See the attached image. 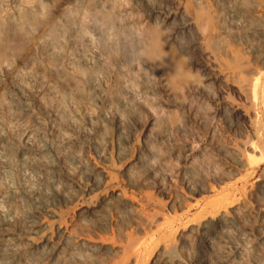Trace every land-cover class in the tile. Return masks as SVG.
<instances>
[{"label": "bare ground", "instance_id": "1", "mask_svg": "<svg viewBox=\"0 0 264 264\" xmlns=\"http://www.w3.org/2000/svg\"><path fill=\"white\" fill-rule=\"evenodd\" d=\"M119 1L0 0V38L5 19L9 17L15 21L20 15L21 5L26 10L30 25H34L36 15H46L47 4H53L59 10L58 7L67 3L76 10L71 20L59 14L53 24L39 28L40 40L44 44L42 57L51 63L47 68L23 56L17 59L21 68L15 73L8 72L15 59V52L11 49L12 36L17 31L15 23L9 25L10 36L1 41L0 72L7 74L9 83L0 81L3 93L0 101V264L94 261L97 250L104 247L105 242L102 241L103 235L101 240L87 230L91 227L102 231L107 229L110 221L108 212H115L123 218L128 215L137 230L145 231V235L127 242L132 241L125 251L124 264H184L168 252L175 246L180 247L185 264H197L185 230L195 234L198 245L204 243L211 247L218 242L222 264H248V258L254 264H260L255 256L248 254L244 236L248 226L242 223L238 211L245 186L230 182L206 203H200L195 198V202H190L188 206L198 205L199 209L189 218L178 210L173 213L148 212L133 199L126 198L130 206L126 210L113 203L116 195H124V188L109 186V163L117 166L130 184H133V170L145 169L154 177L162 194L170 193L174 182L171 165L160 157L149 136L165 145H169L171 136L168 130L156 133L147 124L143 125L138 108H147V100L154 92L152 74L147 68L149 65L159 69L160 79L168 92L177 93L180 89L175 49L166 48L160 23H172V33L177 34L190 35L196 28L195 21L178 9L177 0H131L132 6H139L151 22L142 34L132 25L134 19L130 7L119 5ZM222 3L221 11H217L222 32L246 41L255 39L262 22L249 21L239 0H222ZM111 14L113 17L110 18ZM198 41L197 37L193 41L198 61L207 69L210 79L221 83L217 91L208 90V96L225 103L227 88L235 86L238 95L251 105L252 109L244 113L238 111L237 106H232L236 123L248 124L258 138L257 141L246 139L242 143L243 150L233 149L242 157L248 156V175L253 169L251 164H255L252 162L256 159L255 150L263 145L264 71L249 70L251 77L246 84L237 85L231 80L223 85L221 77L228 75L221 72L215 51ZM66 43L68 49L61 55V48ZM252 46L259 54L264 51V42L253 43ZM64 66L71 72L70 75L63 71ZM26 76H35L37 87H41L39 83L44 84L48 77L53 81L50 92L60 105L69 110L67 123L84 137V142L85 136L91 135L94 155L79 153L78 140L67 136L63 122L48 128L44 125L34 111L37 91ZM112 79L117 83L111 91L108 83ZM57 111L51 109L50 114L57 118ZM95 119L100 124L96 125ZM104 123L112 124L117 136L114 145L101 135L103 126L99 128V125ZM140 127L143 128L142 134L138 132ZM133 144H136V149L130 153L129 146ZM248 148L256 154L253 156V152L251 155ZM189 150L184 148L185 156L189 155ZM128 157L131 159L128 160ZM116 160L122 164L117 165ZM247 175L244 174V177ZM182 184L193 194L206 189L205 181L189 167L184 168ZM189 193L184 195L192 198ZM83 194L96 195L97 204L87 203ZM75 200L78 206L72 211L81 213L77 225L68 217L62 219V206ZM171 202L174 203L175 199ZM260 238L264 240V231L260 232ZM109 251L112 250L109 248Z\"/></svg>", "mask_w": 264, "mask_h": 264}, {"label": "rangeland", "instance_id": "2", "mask_svg": "<svg viewBox=\"0 0 264 264\" xmlns=\"http://www.w3.org/2000/svg\"><path fill=\"white\" fill-rule=\"evenodd\" d=\"M220 1L177 0L178 9L182 10L186 17H190V19L195 21L196 28H194L193 33L190 35L172 33V23L161 22L159 25L166 48L175 49V59L179 63L180 89L177 93H171L166 90L165 83L160 79L159 69L155 65L147 66L152 74L154 92L151 93L147 100L148 107L138 108V113L143 125L147 124L156 133L168 130L171 136L169 145H165L164 142L157 140L152 135L149 136L150 142L158 150L160 157L165 158L171 165L174 182L172 183L173 186L170 193L162 194L160 189L156 187L154 177L149 175L145 169H141L142 171L140 168L134 169L131 175L133 184H130L127 176L123 175V172L112 163H109L108 167L110 170L109 186L124 188V195H116V198L114 197L113 199V203L118 204V208L122 207L126 210L130 207L127 204V200L133 199L137 205L148 212L154 213L156 210V212L173 213L178 210L179 212H184L186 218L191 217L199 209L198 205L188 206L190 202H195V198H198L200 203H206L215 198L218 195V191L222 190L230 182L234 185L245 186L246 191L242 194L238 207L242 223L244 222L243 224L248 226V230L244 234V236L246 235L245 242L248 247V254L253 257L255 256L260 264H264V240L260 238V232L264 231V184H262L264 183V136L261 139L263 145L259 146V150H255L257 154L254 150L251 151L252 149L248 148L250 154H253V152V156L256 154L254 158L256 157L257 160L251 158L255 164H251L253 169L247 175L246 173L250 164L248 156L242 157L237 150L233 149L241 148L243 150L244 146L242 143L246 139L253 138L257 141L258 138L254 136L247 126L248 124L242 125L236 123L232 106H237L239 108L237 110H241L244 113L252 109L251 105L244 97L242 98L238 95L235 86L232 89L227 88L228 98L225 100V103H219L208 96V90L211 92L217 91L221 83L210 79V76L208 77V71L198 61V54L193 45V41L197 37L200 44L202 42L204 46L211 47L215 51V59L221 72L228 75L221 77L223 78V80L221 79L223 85H225L226 81L231 82V80L237 85L246 84L251 77V70L261 69L264 71V51H261L259 54L252 46L253 43L264 42V0H239L244 5L248 20L262 22L261 31H258L259 34H256V38H251V40L249 38L247 41L233 37L227 32H222L217 18V11H221L223 6L222 0ZM118 3L119 5L122 4L130 7L134 19L132 25H134L135 29L144 33L147 27H150L151 22L147 20L139 6H132L131 0H120ZM66 4L58 7L59 10H57L55 5L47 4L46 15H36L34 25H30L27 21L28 17L25 14L26 10L23 5L19 6L20 15L15 18V21L9 17L5 19L2 25L3 35L0 38V46L2 45V39L10 36L9 25L15 23L17 29L15 35L12 36L11 43V49L15 52V59L12 60L14 64L9 67L8 72L15 73L21 68V63H17V59L23 56L36 60L44 68L51 65L45 57H42L41 49L44 47V44L40 40L38 30L41 27L46 28L53 24L54 18L59 14L71 20L76 14V10L74 6ZM119 5L117 4V6ZM111 15L110 18L113 17V14ZM67 49L68 44L66 43L62 46L60 54L62 55ZM6 50L8 51L9 49ZM61 55L59 56V61ZM63 71H66L69 75L71 74L65 66L63 67ZM26 80L37 91V103L35 104L34 111L35 114L42 118L44 125L48 128L60 121L63 122L62 125H64L63 127L67 132V136L78 140L79 153L82 155H94L91 148V135L85 136V144L83 141L84 137H81L67 123L70 112L67 108L60 105L56 97L50 92V85L53 81L48 77L44 84L39 83L41 87H37L35 76H26ZM0 81L5 84L9 83L6 73L0 72ZM116 83L115 79L109 81L108 86L111 91L116 87ZM2 96L3 93L0 91V101L3 98ZM51 109L52 111L54 109L59 110L57 111V118L50 114ZM95 121L96 125L100 124L98 119H95ZM99 126V128L103 126L101 135L108 138L114 145L117 136L113 131L112 124L104 123ZM138 132L142 134L143 128L140 127ZM135 146L136 144L129 146L130 153L136 149ZM184 148H190L188 156L184 155ZM129 159L131 158L128 157ZM115 162L117 165L122 164V162H118L117 160ZM185 167L192 168L197 173V176H201V180L205 181L206 189L201 193H189L188 189L182 184ZM244 174L247 177H244ZM238 178L240 179L237 180ZM186 193L191 194L193 197L187 198L184 195ZM83 195H85L87 203L97 204L96 195ZM123 199L126 202H123ZM173 199H175L174 203L171 202ZM76 203L77 201L75 200L68 205L62 206V219L68 217V219L77 225L80 221L81 213L77 210L72 211L73 208L78 206ZM108 213L110 221L107 229L105 228L102 231L91 227L87 230V232H91L101 240L102 238L100 237L103 235L102 241L105 244L104 247L97 250L98 259L76 264H124L125 251L132 241L131 243L127 242L130 239L133 240L136 236L145 235L144 229L137 230L135 225L131 224V219L128 215L123 218L115 212V214ZM126 214H129V212ZM185 237L189 243L191 241V252L197 258V264H222L219 258L221 245L218 242H215L211 247L204 243L198 245L195 234L190 230H185ZM109 248L112 251H109ZM168 252L180 258L184 264L186 263L180 247H172ZM247 261L248 264H254L250 258Z\"/></svg>", "mask_w": 264, "mask_h": 264}]
</instances>
